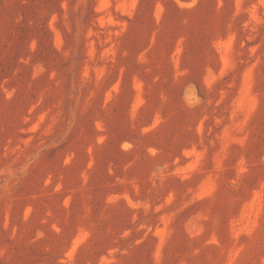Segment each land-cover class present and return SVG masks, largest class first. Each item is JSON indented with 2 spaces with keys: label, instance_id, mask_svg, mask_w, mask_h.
<instances>
[{
  "label": "rangeland",
  "instance_id": "374dc122",
  "mask_svg": "<svg viewBox=\"0 0 264 264\" xmlns=\"http://www.w3.org/2000/svg\"><path fill=\"white\" fill-rule=\"evenodd\" d=\"M0 264H264V0H0Z\"/></svg>",
  "mask_w": 264,
  "mask_h": 264
}]
</instances>
